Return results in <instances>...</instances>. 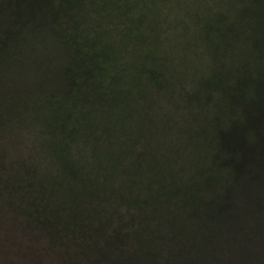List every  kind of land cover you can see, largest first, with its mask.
I'll return each instance as SVG.
<instances>
[{
  "label": "trees",
  "instance_id": "16d2710c",
  "mask_svg": "<svg viewBox=\"0 0 264 264\" xmlns=\"http://www.w3.org/2000/svg\"><path fill=\"white\" fill-rule=\"evenodd\" d=\"M0 264H264V0H0Z\"/></svg>",
  "mask_w": 264,
  "mask_h": 264
}]
</instances>
